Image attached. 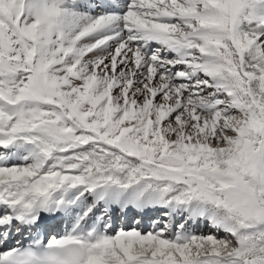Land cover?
<instances>
[{
	"label": "snow or ice",
	"instance_id": "1",
	"mask_svg": "<svg viewBox=\"0 0 264 264\" xmlns=\"http://www.w3.org/2000/svg\"><path fill=\"white\" fill-rule=\"evenodd\" d=\"M0 264H264V0H0Z\"/></svg>",
	"mask_w": 264,
	"mask_h": 264
},
{
	"label": "bare ground",
	"instance_id": "2",
	"mask_svg": "<svg viewBox=\"0 0 264 264\" xmlns=\"http://www.w3.org/2000/svg\"><path fill=\"white\" fill-rule=\"evenodd\" d=\"M52 222H53V224H57V225L60 223V221H52ZM59 226H60V228H57L56 231L59 232L60 234H62L63 233V230H64V223L61 222V224H59ZM130 226L132 227L133 224L130 225ZM197 230H199V229H197Z\"/></svg>",
	"mask_w": 264,
	"mask_h": 264
},
{
	"label": "rangeland",
	"instance_id": "3",
	"mask_svg": "<svg viewBox=\"0 0 264 264\" xmlns=\"http://www.w3.org/2000/svg\"><path fill=\"white\" fill-rule=\"evenodd\" d=\"M202 228H200L198 231L200 232H204V233H208L210 232V229L209 228H206L205 230H201ZM212 231V230H211Z\"/></svg>",
	"mask_w": 264,
	"mask_h": 264
}]
</instances>
